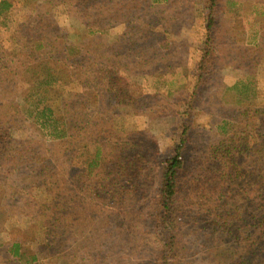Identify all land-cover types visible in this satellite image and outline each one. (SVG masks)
I'll return each instance as SVG.
<instances>
[{"label":"rangeland","instance_id":"rangeland-1","mask_svg":"<svg viewBox=\"0 0 264 264\" xmlns=\"http://www.w3.org/2000/svg\"><path fill=\"white\" fill-rule=\"evenodd\" d=\"M2 1L0 100L19 104L32 94L25 115L37 116L52 104L56 115L71 121L74 137L52 141L33 118L22 123L20 133L32 147L23 149L20 170L13 172L12 163L0 161V209L7 212L0 224V264H16L5 252L16 237L28 239L21 251L36 257L34 264H155L161 244L148 207L160 191L164 159L178 143L186 117L188 169L180 170L178 197L193 210L179 223L181 245L189 249L181 264H228L217 262L213 249L226 245L233 251L236 240L224 231L211 233L194 210L201 194L191 186L206 175L214 150L220 153L218 176L232 162L227 151L240 164L245 156L239 153H248L249 189L264 176V0H219L211 30L213 58L195 96L211 11L206 0H106L86 9L72 0H8L7 7ZM42 59L54 62L66 83L56 95L32 90L26 78V66ZM116 71L127 84L126 96L97 82ZM96 140L112 154L131 155V147H139L150 156L138 181L119 173L105 182L92 176L86 184L93 192L82 190L78 198L73 197L78 179L71 175L70 189L62 190L64 202L80 211L77 216L85 223H71L68 229L65 221L52 220L54 234L46 240L44 232L38 233L47 218L37 215L30 200L35 194L45 197L48 187H29L27 179L39 173L37 159L47 156L66 167L83 143L93 152ZM122 180L134 193L110 200L102 185L109 182L115 189L124 185ZM136 192L145 196L139 201ZM122 208L128 212L123 220L117 217Z\"/></svg>","mask_w":264,"mask_h":264},{"label":"trees","instance_id":"trees-1","mask_svg":"<svg viewBox=\"0 0 264 264\" xmlns=\"http://www.w3.org/2000/svg\"><path fill=\"white\" fill-rule=\"evenodd\" d=\"M72 1L86 9L92 3H96V1L104 2L106 0ZM206 2L210 3L209 8H211V11L206 16L207 38L205 43L207 45L202 51L192 96H195L197 94L196 90L198 92L203 86L204 82H202V79L204 73L213 58L214 39H211V30L214 24L213 16L219 0H206ZM2 4L7 7L11 5V2L3 0ZM24 72L27 76L26 78L31 80L32 90H37V92L44 90L47 93L56 95L59 92V88L66 85V83L60 81L61 71L57 70L54 62H51L49 59H42L36 63L27 65ZM117 74L118 71L111 73L109 76L100 75L98 77L99 81L97 82H100L101 85L106 84L109 90L115 91V94L121 92L126 96L129 92L127 84L124 78ZM104 77H107V79H102ZM84 88H86V85H84ZM33 98L32 94H27L25 99L19 104L9 102L5 99L0 100V161L12 163L14 165L13 172L20 170L18 165L20 162H23L21 160L23 149L26 146L32 147L24 134L20 133L22 123L28 120V117L33 118V122L40 123L42 129L45 127L47 129L45 135L52 141L63 142L68 138L74 137L68 125L71 121L66 119V115L64 114L61 116L56 115L55 108L52 107V104H46L41 114L37 116L31 112L26 116L25 114L31 105L30 101ZM65 106L63 107L65 108ZM192 106L193 102L191 101L189 108L191 109ZM30 114L32 115L29 116ZM185 115L188 116L187 114ZM189 127V117H186L178 143H176L174 150H172V154L164 159L160 191L158 195L154 196L153 201L148 207L149 211L147 214L156 227L157 238L161 244L157 250L155 264H181L189 254L188 247L184 243L183 246L181 245L178 233V229H180L179 223L182 222V218L184 222L193 210L187 208V204L185 206L182 205L178 197L180 170L182 168L183 171L188 169L186 152ZM103 147L102 142L96 140L95 150L92 152L87 148V144L83 143L80 148V154L76 155L79 157V161L76 160L75 156L71 164L68 163L66 167L62 168L54 164L52 159L50 160L47 156L37 159L40 163V169L38 171L40 174L37 173L36 177L28 178L27 180L29 187H48L45 197L35 194L31 196L30 200L33 205L31 207L35 208L37 215L47 218L44 223V229L42 228L38 233L41 235L44 232L46 240H49L52 232L54 234L52 220H57L59 223L61 220L65 221L68 229H71L73 227L72 225L76 227L81 222L85 223L83 219L77 216L81 212L66 206L64 202L62 190L70 189L71 175L73 178L78 179L77 182H74L73 186V197L78 198V192L82 190L87 194L93 192L91 185L86 184L92 176H102L101 179L105 182L109 181L111 176H119V173L125 176L124 178L128 181L134 179L138 181L141 175L140 171L143 169L142 165H144V160L150 156L143 149H139V147H131V155H124L122 152L112 154L109 151H104ZM239 154V156H245V160L241 164L233 161L230 151L225 152L226 159L232 162L228 164L224 174L218 176L215 172L220 153L216 155V150L214 152L212 151L210 159L207 162L206 175L204 177L202 176L201 179H198L191 186L192 190L196 186L195 188L201 194L199 201H195L199 206L197 207L196 205L194 210L201 212V214H197L202 217L201 219L203 221L209 224L211 233L217 230L224 231L229 238L232 237L236 240L235 250L233 251H230L231 247L226 245H219V247L215 248L216 250L213 249L218 257L217 262H223V260L225 262L228 260V264H231V262L235 264H264V176L261 181H256L254 184L257 187H250L249 189V182L251 181L245 177V175L252 172L247 171L250 168L248 161L249 155L242 151ZM83 156H86V158L84 159ZM53 169L54 173L48 175ZM122 181L124 185L115 189L108 185L109 182L102 185V188H108L107 194H111L109 197L110 200L116 199L119 201L120 198L134 193L132 191L129 192L126 188V183L124 180ZM133 184L132 188L137 191L136 186ZM120 191L122 194L119 193ZM134 195L139 201L145 196L144 193L142 194L140 192H136ZM11 197L14 198L15 195H11ZM86 200V197L82 198L83 203ZM68 201L71 202V199H68ZM195 202L189 203V206L194 207ZM185 207L187 208L186 211L184 209ZM0 210V224H2L3 220L6 219L7 212L2 209ZM81 210L84 211V209ZM127 214L128 212L125 208L117 211V217L122 218V220ZM122 226L123 224H121L122 229L125 228ZM25 241H28V239ZM25 241L22 238L16 237L11 239V242L9 241L8 246H6L5 252L7 256H10L16 264H34L36 261V257H27L21 251L22 244ZM141 246L143 245L141 244ZM225 252H227V255H224ZM169 258L174 260L171 261Z\"/></svg>","mask_w":264,"mask_h":264}]
</instances>
